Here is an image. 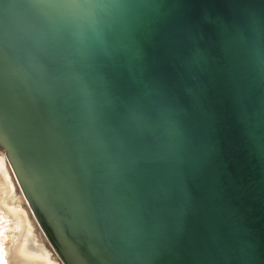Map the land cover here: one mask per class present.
<instances>
[{
    "label": "water",
    "instance_id": "1",
    "mask_svg": "<svg viewBox=\"0 0 264 264\" xmlns=\"http://www.w3.org/2000/svg\"><path fill=\"white\" fill-rule=\"evenodd\" d=\"M0 146V264L14 179L64 264H264V0H0Z\"/></svg>",
    "mask_w": 264,
    "mask_h": 264
},
{
    "label": "bare ground",
    "instance_id": "2",
    "mask_svg": "<svg viewBox=\"0 0 264 264\" xmlns=\"http://www.w3.org/2000/svg\"><path fill=\"white\" fill-rule=\"evenodd\" d=\"M5 166H6L5 155H0V177H5L7 184H8V189L10 190V194L12 196L14 192V184L12 180L10 179L9 175L6 173ZM0 190L3 191L1 188ZM18 210L20 211L22 215H28V212L24 208L18 207ZM27 221L28 220L24 221L26 224L25 228L22 227L23 226L22 221H20L19 226L18 225L16 226V227H19L18 228L19 232L17 236H20L21 231H23L24 241L22 242L21 249L18 250L19 254L17 256H15L14 254V251L16 250L14 249L12 251L13 253L12 257L14 258V260L19 261L17 257H19L21 253H23V255L27 257L26 260L28 261L29 264H60L58 261H56L52 257V253L50 252V250H48L44 244L40 243L37 240V237L35 236L33 232L32 225L28 224Z\"/></svg>",
    "mask_w": 264,
    "mask_h": 264
},
{
    "label": "rangeland",
    "instance_id": "3",
    "mask_svg": "<svg viewBox=\"0 0 264 264\" xmlns=\"http://www.w3.org/2000/svg\"><path fill=\"white\" fill-rule=\"evenodd\" d=\"M0 155H5V151L4 149L0 146ZM14 179V178H13ZM14 182L16 184V197H17V203L20 204L29 214L31 223L34 227V232L38 237V240L40 243L44 244L45 247L50 250V252L52 253V257L58 261L60 264H64L60 258L58 257V255L55 253L54 249L52 248V246L50 245L49 241L47 240V238L45 237L44 233L42 232L41 228L39 227L38 223L36 222L35 218L33 217L28 204L17 184V182L14 179Z\"/></svg>",
    "mask_w": 264,
    "mask_h": 264
}]
</instances>
